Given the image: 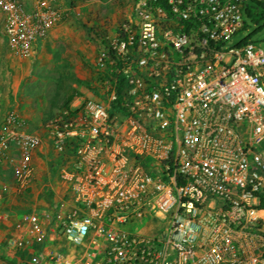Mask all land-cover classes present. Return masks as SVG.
Segmentation results:
<instances>
[{"label":"built area","instance_id":"obj_1","mask_svg":"<svg viewBox=\"0 0 264 264\" xmlns=\"http://www.w3.org/2000/svg\"><path fill=\"white\" fill-rule=\"evenodd\" d=\"M71 11L61 0H0L16 70ZM260 14L264 0H132L101 39L97 96L39 134L8 109L0 168L9 162L12 184L0 177V199L33 188L47 141L65 187L21 217L9 245L65 243L33 264H264V41L247 34L248 22L264 27ZM158 217L168 224L158 235L133 231Z\"/></svg>","mask_w":264,"mask_h":264},{"label":"rangeland","instance_id":"obj_2","mask_svg":"<svg viewBox=\"0 0 264 264\" xmlns=\"http://www.w3.org/2000/svg\"><path fill=\"white\" fill-rule=\"evenodd\" d=\"M61 1L69 3L73 11L50 31L40 51L31 60L21 62L20 70H16L18 61L6 52L0 16V117L8 109L14 108L25 119L27 129L38 134L47 118L72 103L79 102L81 98H87L91 94L98 95L94 60L103 47L101 39L117 31L118 26L125 22L130 2ZM74 12H79V15ZM248 24L247 34L254 33L253 40L264 41V27L259 23L257 26L249 22ZM243 37L244 35H239L229 43L233 45ZM69 95H72V99L68 106L64 107L63 101ZM47 143L44 155L48 161L36 164V177L38 182L41 172L43 180L46 181L47 172L51 171L52 177L48 187L39 186L42 194L39 198H44L52 205L55 195L51 187L59 193L64 184L59 180L54 163L55 152L49 141ZM5 181L11 186V176L5 178ZM30 199L29 194H16L13 188L3 193L0 199V264H32L22 250L13 249L9 245L21 224V217L29 212L23 202ZM167 226V222L158 217L136 223L133 231L153 236L164 231ZM2 248L11 250L10 253L14 257L7 255Z\"/></svg>","mask_w":264,"mask_h":264},{"label":"crops","instance_id":"obj_3","mask_svg":"<svg viewBox=\"0 0 264 264\" xmlns=\"http://www.w3.org/2000/svg\"><path fill=\"white\" fill-rule=\"evenodd\" d=\"M64 3L66 1H63ZM131 6H132V0H130L129 2V10H128V14L130 13L131 10ZM112 33H109L108 36L112 37ZM47 149V145L46 148L44 150L39 151L34 158V163L35 166L36 164H38L40 161L47 163L48 159L47 157L44 155L45 151ZM9 162L5 161L1 168H0V177L1 178H7L8 176H11V167H9ZM37 167V166H36ZM38 169H36L37 175H38ZM36 175V176H37ZM39 180L37 182V177H36V182L33 186V188L27 193L30 195V200L28 202H23L24 203V207L28 210V211H33V210H41L43 208H47L51 205H49L50 203L47 202L44 198H39V196H41L42 194H40V188L44 187L47 188L48 185L50 184V179L52 177L51 171L47 172L46 175V181L43 180V175L41 174V172L39 173ZM40 179H42V181H40ZM48 184V185H47ZM36 186V187H35ZM57 246H65V243H63L62 241H55L52 242L50 240H47L45 242V244L41 247V248H35V247H27L25 248L23 251V253L26 255V258L29 260H32L33 257H40L41 255H43V252L50 249V248H57ZM11 249V248H10ZM3 251H5V253H7V255H11V257L13 258L14 256H12V254L10 253L11 250H8L7 248H2ZM33 264V263H32Z\"/></svg>","mask_w":264,"mask_h":264},{"label":"trees","instance_id":"obj_4","mask_svg":"<svg viewBox=\"0 0 264 264\" xmlns=\"http://www.w3.org/2000/svg\"><path fill=\"white\" fill-rule=\"evenodd\" d=\"M263 17H264V15H263V14H260L259 18L256 19L255 21L258 22V21H259L260 19H262ZM121 83H122V82L120 81V84H119V86H118V91H120V89H121ZM71 99H72V95H69V96L67 97V99H65V100L63 101V106H64V107H67L68 104L70 103Z\"/></svg>","mask_w":264,"mask_h":264}]
</instances>
